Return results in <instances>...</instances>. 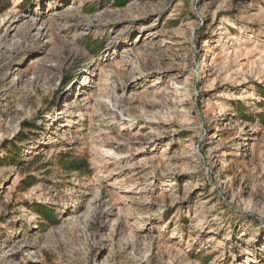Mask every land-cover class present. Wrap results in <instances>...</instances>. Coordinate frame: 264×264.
I'll use <instances>...</instances> for the list:
<instances>
[{"label":"rangeland","instance_id":"374dc122","mask_svg":"<svg viewBox=\"0 0 264 264\" xmlns=\"http://www.w3.org/2000/svg\"><path fill=\"white\" fill-rule=\"evenodd\" d=\"M263 84L264 0H0V264H264Z\"/></svg>","mask_w":264,"mask_h":264},{"label":"bare ground","instance_id":"6f19581e","mask_svg":"<svg viewBox=\"0 0 264 264\" xmlns=\"http://www.w3.org/2000/svg\"><path fill=\"white\" fill-rule=\"evenodd\" d=\"M264 85V84H263ZM215 134H213L212 136H214ZM211 136V137H212ZM105 152L107 155H115V156H118V154H116L114 151H112L111 149H105Z\"/></svg>","mask_w":264,"mask_h":264}]
</instances>
